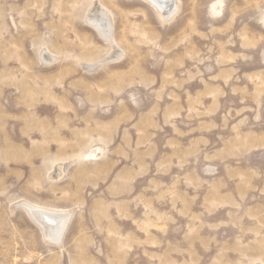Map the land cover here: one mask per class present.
<instances>
[{
	"label": "rangeland",
	"instance_id": "obj_1",
	"mask_svg": "<svg viewBox=\"0 0 264 264\" xmlns=\"http://www.w3.org/2000/svg\"><path fill=\"white\" fill-rule=\"evenodd\" d=\"M175 1L0 0V264H264V0Z\"/></svg>",
	"mask_w": 264,
	"mask_h": 264
},
{
	"label": "bare ground",
	"instance_id": "obj_2",
	"mask_svg": "<svg viewBox=\"0 0 264 264\" xmlns=\"http://www.w3.org/2000/svg\"><path fill=\"white\" fill-rule=\"evenodd\" d=\"M146 1L152 4L162 16L166 18L170 17L177 9L175 0ZM88 22L96 29H99L100 33L107 38L110 26L102 10L99 9L93 15L89 16ZM26 208L33 222L37 224L48 240L56 241L59 239L68 218L67 213L39 208L32 205L26 206Z\"/></svg>",
	"mask_w": 264,
	"mask_h": 264
}]
</instances>
